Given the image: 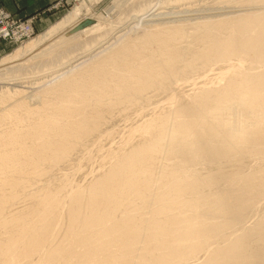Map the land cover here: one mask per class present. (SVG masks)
Returning a JSON list of instances; mask_svg holds the SVG:
<instances>
[{"label": "bare ground", "instance_id": "obj_1", "mask_svg": "<svg viewBox=\"0 0 264 264\" xmlns=\"http://www.w3.org/2000/svg\"><path fill=\"white\" fill-rule=\"evenodd\" d=\"M96 1L0 58V264H264V0Z\"/></svg>", "mask_w": 264, "mask_h": 264}, {"label": "rangeland", "instance_id": "obj_2", "mask_svg": "<svg viewBox=\"0 0 264 264\" xmlns=\"http://www.w3.org/2000/svg\"><path fill=\"white\" fill-rule=\"evenodd\" d=\"M80 1H82V0H52V2L47 7H45L42 11L35 13L34 15L24 17V18L18 17L15 14H12L8 10H6L4 7L0 6V14L6 15L7 17H9L10 23L14 24L17 27H24V28L29 27L30 28V32L26 35L25 34L20 35V37H16V38H12V39H3V38L0 39V58L4 55L10 53L12 50L20 47L24 43L28 42V40L35 38L40 33H43L49 26H51L52 24H54L55 22L60 20L63 17V15H65L67 12H69L73 8V6L76 3H79ZM134 1L132 3H134ZM112 4H114L113 0H98L96 2H93V4L91 5V9L95 14L96 13H100V14L102 13V17H106L107 20H108V18H110V20L113 18V20H112L113 24H115V26H118L119 24L121 25L123 22L127 21L126 19H128L129 16L127 18L125 16L128 15V12H129V14L132 12L130 10L131 8H137L134 6L128 7V8L126 7L127 5L131 6V0H126V2H124V0H121V2H119L117 5H115V4L112 5ZM120 5H121V7H120ZM208 5L207 4L205 5L203 3L200 6H196V7L192 6V8H190V10H198V11L203 10V9L207 8ZM110 7H112L111 11L109 10ZM180 8H183V7H180ZM122 9L124 10V12L126 10L127 15H126V12L124 14L122 13V11H121ZM163 10H162L163 12H165V11L170 12L173 9L167 10V8L166 9L164 8ZM44 13L49 14V15L52 14L53 16H51V18H47L48 15H45ZM189 13L193 14L194 12H189ZM189 13H188V15H189ZM118 14H121L120 15L121 17L124 15L123 17L126 21H124V19H123V22L121 21L122 23H115L116 19L114 21V18L119 16ZM182 14H184V13H182ZM107 15H109V16H107ZM186 15H187V13H186ZM46 19H49V20L47 22H45ZM86 21H87V23H86ZM97 21H98V19L96 17H89L87 20L81 22L80 25L83 27H86L89 24L98 23ZM106 23H110V22L107 21ZM136 28H137V30H136ZM139 29L140 28H138L136 26L134 31L137 32ZM47 79H49L48 81L51 80L48 77L43 78L42 80L44 81ZM26 85L28 86L27 87L28 91H30L31 89H34V87H35V89H38L37 87H39V85L37 86V84L36 85L31 84V86H30V84H26ZM87 167L88 166L85 165L83 167V169L85 170V168L87 169Z\"/></svg>", "mask_w": 264, "mask_h": 264}, {"label": "crops", "instance_id": "obj_3", "mask_svg": "<svg viewBox=\"0 0 264 264\" xmlns=\"http://www.w3.org/2000/svg\"><path fill=\"white\" fill-rule=\"evenodd\" d=\"M52 0H0V6L18 17H28L42 11ZM47 18H51L52 14ZM49 19H46L47 22Z\"/></svg>", "mask_w": 264, "mask_h": 264}, {"label": "built area", "instance_id": "obj_4", "mask_svg": "<svg viewBox=\"0 0 264 264\" xmlns=\"http://www.w3.org/2000/svg\"><path fill=\"white\" fill-rule=\"evenodd\" d=\"M30 32V28L17 27L10 23L9 17L0 14V39H12L20 37V35H26Z\"/></svg>", "mask_w": 264, "mask_h": 264}, {"label": "water", "instance_id": "obj_5", "mask_svg": "<svg viewBox=\"0 0 264 264\" xmlns=\"http://www.w3.org/2000/svg\"><path fill=\"white\" fill-rule=\"evenodd\" d=\"M86 23H87V21H86Z\"/></svg>", "mask_w": 264, "mask_h": 264}]
</instances>
